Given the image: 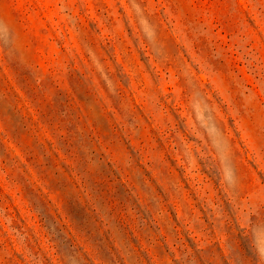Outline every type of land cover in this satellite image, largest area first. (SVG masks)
<instances>
[{
	"label": "rangeland",
	"instance_id": "1",
	"mask_svg": "<svg viewBox=\"0 0 264 264\" xmlns=\"http://www.w3.org/2000/svg\"><path fill=\"white\" fill-rule=\"evenodd\" d=\"M0 264H264V0H0Z\"/></svg>",
	"mask_w": 264,
	"mask_h": 264
}]
</instances>
